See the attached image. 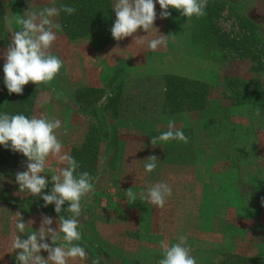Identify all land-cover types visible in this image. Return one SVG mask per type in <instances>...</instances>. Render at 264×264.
<instances>
[{"label":"rangeland","instance_id":"1","mask_svg":"<svg viewBox=\"0 0 264 264\" xmlns=\"http://www.w3.org/2000/svg\"><path fill=\"white\" fill-rule=\"evenodd\" d=\"M213 7L212 21L217 24L224 37H240L242 32L240 20L249 18L259 23L261 28L258 30L257 37L264 38V0H214ZM168 11L171 13L169 17L162 19L160 15H157L154 22L172 23V37L176 36V41L181 43L180 46L172 48V69L183 70L185 73H192L196 69L203 70V75L208 77V80L212 81L210 78H213V81H216L218 89L215 92L217 94L221 92L220 79L224 76L254 78L264 85V65H258V61L251 60L248 56L238 53L240 56L235 57V52L228 50L225 52V57L219 53L217 56L216 52L224 49L216 44L203 46L194 44L193 51H190L191 48L187 43L185 47H182L184 45L183 35L188 36L191 33L188 29L193 25L192 17H183L179 11L171 7ZM158 32L164 31L161 29ZM150 34H152L151 29L145 33L146 39L151 38V36L148 37ZM260 50L264 52V47H260ZM213 57H219L218 62L213 61ZM110 68L114 75H118L121 68L135 70L123 61L111 63ZM214 71L217 73L213 76L210 72ZM96 77L94 83L100 82L101 77L99 75ZM223 83L225 87V82ZM211 86L214 87V84ZM128 96L129 93L124 98L131 101ZM225 98V105L231 106V99ZM257 105L263 107L264 100L257 102ZM132 109L123 111L121 107L119 108L118 117L112 119L114 132H110L108 125L105 127L106 137L104 139L108 140V143L100 144L98 159L94 166L88 163L83 164V168L88 170L96 167L94 169L98 174L96 172V177L92 181L95 190L81 200L82 213L79 217V231L84 232L85 236L82 235L84 243H76L83 246L88 254V258L82 262L92 264V260L97 257L86 245L91 239L107 255V257L102 256L101 260L103 261L104 258L108 264H156V261L161 258V250L151 252L145 246L156 243L160 247L161 242L169 244L168 238L178 235L187 237V246L191 248V255L196 258L197 264L211 263L212 259L216 258L219 260L228 252H236L244 256H256L258 253L264 255V237L260 234H257V238L253 237L252 235L256 232L251 231L248 239L242 236L248 233L249 228L252 229L258 225L254 221L253 209L239 208L236 213H233L231 208L223 205L233 202L231 192H223L224 189H220L217 193L218 176H207L200 172L205 163L197 158L199 146H201L199 141L188 144L171 140L158 142V145L153 146L150 142L151 137L166 131L167 125L159 127L143 125L137 120L140 118L153 120L163 117L162 120L166 122V116H159L160 112L156 110L155 112H140L144 117H136L137 112L131 111ZM226 111L227 109L225 113ZM182 113L174 115L180 116ZM184 113L179 119L169 117L175 123H180L175 127L182 126L183 128L184 125L189 126L195 123L193 120H196V117L192 113H189V116H187L188 113ZM70 114L67 116L70 127L65 126L57 130V136L63 144L62 151L69 154L73 147L80 146L85 140L90 119L84 113H82L83 117L77 119L72 113ZM34 115L41 116L42 114L39 111ZM55 115H57L56 112H49L47 117L57 118ZM240 130H242L241 127ZM192 133L190 138H192ZM213 133L210 135L218 136V133L215 134L216 129ZM62 137L65 139H61ZM150 155L158 158L157 167L151 173L144 169L146 157ZM26 161L27 158L22 153H18L15 165L0 166V264H16L15 253H9L11 237L15 231L16 212L21 213L23 222L26 223V232L35 231L40 227L42 215L52 217L53 223L48 227L56 228L57 226L54 204L44 206L41 197H34L27 191H19V186L15 182V174L27 170ZM48 163L50 167H46L45 173H41L49 181L48 186L42 190L44 194H47L52 186L50 176L53 172L50 169L62 167L56 159L51 157ZM161 181L167 182L172 189V195L167 198L164 207H157L148 201L141 202L140 192L146 191L147 186ZM223 184L221 183V188ZM129 188L137 194V201L132 203L128 201L125 193ZM62 206L64 209L67 208V202ZM221 206L223 208H220ZM224 211H226L225 216L220 221L219 214ZM203 230L209 232V239L200 237ZM217 232L220 233L219 237ZM188 233L194 236L189 239ZM161 234L165 237H160ZM202 234L204 237V232ZM152 236L155 237L152 238ZM21 238H26V236L22 235ZM45 242L51 245V240L47 237ZM60 243L62 241L58 240L57 244ZM219 248L224 253L221 254L222 256H218L215 252ZM93 250L97 251L95 253L99 252L96 247H93ZM40 254L47 258L46 251L41 250Z\"/></svg>","mask_w":264,"mask_h":264},{"label":"crops","instance_id":"2","mask_svg":"<svg viewBox=\"0 0 264 264\" xmlns=\"http://www.w3.org/2000/svg\"><path fill=\"white\" fill-rule=\"evenodd\" d=\"M114 2L115 0H110L111 7ZM51 6L59 8L57 0H0V111L9 95L4 84L3 73V53L11 39L9 21H12L11 28L18 30L19 25L15 23V19L23 15L25 11H35ZM155 11L157 15L160 14L161 9L158 3H155ZM115 18V12L110 8V18L106 22L77 38H70L65 33L60 22L61 13L53 18L56 23L61 25V29L55 30L57 39L50 51L63 60V67L48 84L36 85L29 82L23 86L24 88L32 89L34 96L31 116L39 111L42 114L41 116H48L49 112H56L57 115L55 116L62 119H60L61 127H70L67 122V116L70 113L76 119L83 117L79 107L80 101L77 99L78 90L85 86L106 88L110 82L118 83L120 80L124 81L120 106L123 111L133 108L131 111L136 110V117H144L140 112H155L159 110L160 114L158 115L163 116L161 111L166 88L163 85V75L176 74L208 83V94L203 108L183 111V113H188L187 116L192 113L196 117V120H193L195 123H192L194 126L189 124V126L184 125L183 128L182 126L176 127L184 131L188 137V144L197 143V141L201 144L197 158L204 161L205 165L201 167L200 172L207 176H218L217 193H219L220 189H224L223 192H231V200L233 199V202L226 205L224 203L223 205L231 208L233 213H236L239 208L253 209L254 221L258 225L255 228H249L248 233L242 235L243 238L248 239L250 231L252 233L256 232V234L252 235L253 237L257 238V234L264 237V106L258 107L257 102L254 100H250L248 105L234 104L232 99L231 106L228 107L224 103L225 97H227L224 93L227 92L229 94L223 86L225 76L220 79V84L222 83L220 86L221 92L217 94L215 92L218 89L215 84L216 81H213V78H210L212 81L208 80L209 78L203 75V70L196 69L197 71L195 70L192 73H185L183 70L176 71V69H172V48H176L181 44L176 41V36L172 37V23L154 22L153 26L158 31L161 29L164 31L159 33L167 35V45L159 47L156 51H151L146 45L136 44L134 37L144 36L146 33L142 29H138L133 36L125 37L119 41L114 40L110 29ZM155 28L151 29L152 34L148 35V37L154 38L159 35ZM188 30L191 31V28ZM144 39H146V36ZM182 40L184 41L182 47H185V43H187L191 48L190 51H193L194 44L191 41V33L188 36L184 34ZM212 59L218 62L219 57H213ZM121 61L135 70L130 71L126 68L127 71L124 74L120 69L118 75H114L110 68L111 63ZM210 73L214 76L217 72ZM98 75L101 77V81L94 83ZM147 79L149 81H146ZM213 84L214 87L211 86ZM57 93H62L59 99H57ZM128 93L131 101L124 98ZM107 96L108 93L101 97L97 103V112L100 115L104 114V106L108 101ZM227 98L228 100L231 99L230 97ZM225 109H227L226 113ZM222 111H224V115L221 114ZM257 112H259L258 115ZM182 114L180 116H172V113L164 115L166 116V122L162 120L163 117L153 120L140 118L137 122L143 125L149 124L159 127L164 124L168 125L167 121L169 122L171 117L179 119ZM62 115L63 117H61ZM218 115L221 118L217 119L215 124H204L206 118L211 116L219 117ZM70 116L72 115L70 114ZM64 117L65 119H63ZM179 124L175 123V125ZM240 127L242 130H240ZM215 129V134L218 133L217 137L210 135L214 134L213 131ZM191 132H193L192 138H190ZM61 139L65 138L62 137ZM221 183H224L222 188L220 187ZM220 208L223 207L221 206ZM224 213L226 211L219 214L220 221L224 218ZM234 231L233 234L236 235ZM219 234L217 232L218 237ZM188 235L189 239L194 236L192 233H188ZM209 235L208 231L203 230L200 237L209 239ZM161 236L165 237L163 234ZM176 237L170 236L168 243H176ZM172 238H174L173 241ZM145 247L149 248L148 250L151 252L160 249L156 243ZM215 252L218 256L224 254L220 248ZM228 253L236 254V252ZM256 256L264 255L258 253ZM219 260L218 258L212 259L211 263ZM209 263L206 262L204 264ZM68 264L85 263L77 258L75 260L69 259ZM101 264L108 263L103 258V263Z\"/></svg>","mask_w":264,"mask_h":264},{"label":"clouds","instance_id":"3","mask_svg":"<svg viewBox=\"0 0 264 264\" xmlns=\"http://www.w3.org/2000/svg\"><path fill=\"white\" fill-rule=\"evenodd\" d=\"M208 0H155L161 9L160 18L171 15L168 9L174 8L183 17H203L206 15ZM154 0H115L112 9L115 12V21L110 32L114 40L119 41L125 37L133 36L142 29L146 33L155 28L157 18ZM75 13L73 6L61 5L44 7L35 11H25L15 19L19 25L18 30L12 29L9 21L11 39L3 53L4 84L9 94H22L23 86L32 82L36 85L50 83L63 67V60L53 54L50 49L57 39L55 30L61 25L53 18L60 12ZM156 29V28H155ZM157 33L158 30L156 29ZM144 36L134 37L137 45H146L151 51L167 45V35L160 34L151 39ZM133 38V39H134ZM62 93H57V99ZM259 112H257V115ZM62 126L58 118L47 116L27 117L22 113L9 114L0 112V145L10 148L14 152L22 153L27 158L26 171L15 174V182L19 191H27L34 197H41L44 206L54 204L57 213L56 228L48 227L53 223L52 217L42 215L40 227L26 232V223L20 212H16L14 229L10 241V252L15 253L16 264H68L69 259L86 260L88 254L79 242L82 233L79 231L82 213L81 200L95 190L92 177L87 171H78L79 162L69 153L63 152V144L57 136V130ZM178 140L188 143L184 131L175 127V121L169 120L167 130L158 136L151 137V144ZM54 158L62 167L50 169L51 189L47 194L42 192L49 181L41 173H45L49 166V158ZM158 158L155 155L146 157L144 169L153 172L157 167ZM130 203L137 201V194L131 189L125 191ZM172 195V189L167 182L161 181L147 186L146 191L140 192V201L163 208L167 198ZM67 202L63 212L69 213L67 217L60 215L62 205ZM31 223H33L31 221ZM26 236V238H21ZM51 240V245L45 238ZM60 240L62 243L57 244ZM176 243L160 244V259L156 264H197L191 255V248L187 246V237L178 235ZM19 250V251H17ZM47 252V258L40 252ZM100 257L92 260V264H100Z\"/></svg>","mask_w":264,"mask_h":264},{"label":"trees","instance_id":"4","mask_svg":"<svg viewBox=\"0 0 264 264\" xmlns=\"http://www.w3.org/2000/svg\"><path fill=\"white\" fill-rule=\"evenodd\" d=\"M57 2L59 7L61 5H67L73 6L76 9L75 13L71 15L63 11L60 12L61 25L70 38L83 36L110 18V0H57ZM213 5L214 0H208L205 9L206 15L203 17H192V43L201 46L216 44L218 47L224 49L216 52L217 55L219 53L222 57H225V52L228 50L235 52V57H239L240 55L238 53H240L241 55L250 57L251 60L258 61V65H264V59H262L264 52L260 50V47H264V38L259 39L257 37L258 30L261 28L259 23L249 18H243V20H240L242 29L241 36L238 38H226L223 36L217 24L212 21L211 13L214 11V7L212 8ZM121 71L125 74L126 68H121ZM163 85L166 88L161 111L162 115L171 113L174 115L183 111L200 109L203 108L206 102L209 85L204 81L176 74H165L163 75ZM123 86L124 81L120 80L118 83L114 81L110 82L106 88L85 86L78 90L79 97L77 96V99L80 101V110L84 115L89 116L90 119L88 121V131L85 135V140L80 146L73 147L70 155L79 162L80 167L78 171H87L94 179L97 172L95 170L96 167L88 170L83 168V164L88 163L94 166V163L98 159L100 144L108 143V140L104 139L106 137L105 127L108 125L110 132H114L112 128L114 122L112 119L118 117L117 113L121 106ZM225 89L229 94L225 92L224 95L230 97L231 100L233 99L234 104L245 105L249 100H254L259 103L264 100V85L254 78L242 79L237 76H225ZM31 90L30 88L23 87L22 94H9L2 112L9 114L22 113L27 117H31L34 98ZM106 91L108 93V101L104 106V114L100 115L97 112V103L101 97L107 94ZM221 114L224 115V111ZM220 118L221 116H211L205 119L204 124H215L216 120ZM17 159L18 152H14L10 148H5L3 145H0V166L12 167L16 164L15 161ZM62 209H64L63 206ZM61 215L68 216L66 211L62 212ZM82 235L85 236L84 232ZM79 242H83L82 239ZM86 245L89 246L90 252L94 253L97 257L101 259L102 256L107 257L102 252V249L91 239H89ZM93 247H96L99 252L95 253L97 251L93 250ZM209 264H264V256H244L241 254L227 253L219 261Z\"/></svg>","mask_w":264,"mask_h":264}]
</instances>
